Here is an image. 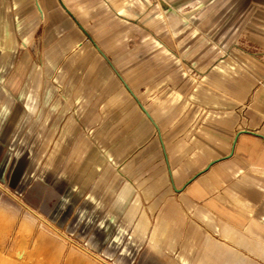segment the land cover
<instances>
[{
	"label": "crops",
	"instance_id": "obj_1",
	"mask_svg": "<svg viewBox=\"0 0 264 264\" xmlns=\"http://www.w3.org/2000/svg\"><path fill=\"white\" fill-rule=\"evenodd\" d=\"M253 4L213 41L220 22L175 38L142 0H0V125L16 105L12 127L32 119L85 160L73 205L116 240L117 264L153 251L264 264V0ZM139 30L177 56L139 55L156 46ZM151 91L165 96L152 110Z\"/></svg>",
	"mask_w": 264,
	"mask_h": 264
},
{
	"label": "rangeland",
	"instance_id": "obj_2",
	"mask_svg": "<svg viewBox=\"0 0 264 264\" xmlns=\"http://www.w3.org/2000/svg\"><path fill=\"white\" fill-rule=\"evenodd\" d=\"M256 1L142 0L149 12L160 14V21L173 29L175 38L187 33L191 25L205 21L202 28H207L206 24L220 22L209 35L213 41L221 37L243 4L253 7ZM232 8L235 10L231 12ZM146 17L138 16L133 21L141 24ZM163 37L161 32L151 34L139 30L138 40L149 39L146 44L156 46L144 43L137 46V53L160 58L177 56V48L164 44ZM181 66L191 81L201 77L191 64L181 62ZM1 92L0 88V103L3 101ZM145 99V108L152 110L163 103L165 96L151 91ZM16 114V105L10 106L0 125V264H117V256L113 254L116 240L103 237L104 224L90 220L89 208L73 205L77 192H73L72 186L80 185V168L85 160L69 159V143L49 141L48 136L43 135V126L30 125L32 119L26 126L12 127ZM221 226L223 224L219 226V235ZM40 233L44 239L34 249L32 242ZM219 240L225 242L222 237ZM59 247L61 254L57 252ZM198 255L199 250L196 257ZM179 257L180 260L177 256L164 260L153 251L143 253L134 264L193 261L191 255Z\"/></svg>",
	"mask_w": 264,
	"mask_h": 264
},
{
	"label": "bare ground",
	"instance_id": "obj_3",
	"mask_svg": "<svg viewBox=\"0 0 264 264\" xmlns=\"http://www.w3.org/2000/svg\"><path fill=\"white\" fill-rule=\"evenodd\" d=\"M44 239V237L42 236V234L40 233L32 242V247L34 249L38 248L41 245L42 240Z\"/></svg>",
	"mask_w": 264,
	"mask_h": 264
},
{
	"label": "built area",
	"instance_id": "obj_4",
	"mask_svg": "<svg viewBox=\"0 0 264 264\" xmlns=\"http://www.w3.org/2000/svg\"><path fill=\"white\" fill-rule=\"evenodd\" d=\"M241 117L244 118V113L243 112L241 113ZM243 127L244 126L241 123H239L238 126H237V129H244Z\"/></svg>",
	"mask_w": 264,
	"mask_h": 264
}]
</instances>
